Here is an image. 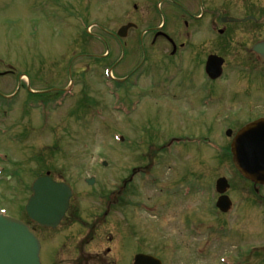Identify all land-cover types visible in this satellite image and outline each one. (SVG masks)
<instances>
[{"label":"rangeland","instance_id":"374dc122","mask_svg":"<svg viewBox=\"0 0 264 264\" xmlns=\"http://www.w3.org/2000/svg\"><path fill=\"white\" fill-rule=\"evenodd\" d=\"M44 1L49 3V17L57 14L60 20L73 13L79 23L68 18L66 25H60L44 18L45 12L39 8ZM93 2L0 0V73L13 72L0 78V96L17 90L20 75L26 78L22 79V89L28 80L32 89L67 88V67L70 60L80 54L74 50L85 52L80 40L78 47H72L71 35L75 32L71 29L76 28L81 34L86 24L96 22L100 29L116 32L128 21L125 15L128 0H96L97 6ZM258 2L260 14L264 16L261 9L264 0ZM63 5L73 11L81 7L90 12L98 9V15H92L97 19L83 17L70 8L65 14L61 10ZM147 21L150 23V19ZM152 22L158 24L159 17ZM100 34L113 52L110 61L90 68L86 64L88 60H76L71 68L72 76L82 68H85L84 75L79 73L75 77L74 92L66 95L61 106L53 103L51 116L50 110L45 111L50 116L47 122L34 110L41 97L21 90L8 108L6 118L2 116L7 110L0 101V209L22 220V208L30 194L28 186L45 172H50L55 180L70 183L74 197L69 218L57 230H35L41 242V264H73L77 256L75 248L80 256L81 252L87 256V251H106L112 231L111 218L104 217L108 201L123 189L124 179L136 170L138 175L143 172L145 179L136 176L133 188L129 184L122 191L132 192L134 202L146 205L151 212L145 208L143 211L132 209L130 228L119 218L118 226L122 230L126 228L130 239L124 247L125 255L117 256L116 264H130L127 251L133 255L141 251L161 257L164 264H264V202L254 196L252 184L239 176L230 159L224 158L220 147L224 145L222 136L212 134L219 149H207L185 140L169 144L174 137L203 138L198 136L202 133L197 123L199 119H181L163 111L164 103H158V98L149 93L129 92L126 85L109 84L104 71L118 60L120 48L111 43L106 34ZM83 39L90 49L91 40L85 34ZM93 49V54H105L101 40ZM124 63L125 60L122 65ZM43 71L46 74L41 76ZM114 72L123 76L119 69ZM81 74L83 76L79 77ZM81 95L87 99V109H94L93 114L86 115L85 111L82 114L81 110L73 108ZM27 96L31 98L29 108L23 107ZM263 101L261 98V104ZM186 127L190 130H184ZM189 132L194 136H189ZM119 137L124 139L122 143ZM192 145L194 147H190ZM104 161L105 167L101 166ZM92 177L95 183L89 187L85 180ZM220 177L227 179L230 188L226 194L236 202V208L227 216L220 214L214 203L217 197L214 184ZM187 185L190 186L186 190ZM10 187L19 194L12 193ZM259 194L264 196V188L259 189ZM76 211L82 215V221H96L90 223L100 225L95 228L98 229L95 239L87 247L82 243L88 237L76 241L80 234L85 235V229H80L79 223L71 225ZM118 247L116 244L114 249L119 254L122 248Z\"/></svg>","mask_w":264,"mask_h":264},{"label":"flooded vegetation","instance_id":"af4514ba","mask_svg":"<svg viewBox=\"0 0 264 264\" xmlns=\"http://www.w3.org/2000/svg\"><path fill=\"white\" fill-rule=\"evenodd\" d=\"M43 4V17L49 20L51 14L46 12L47 4ZM92 13L97 16L98 9ZM125 15L128 20L125 24L133 26L124 39L102 30L111 43L123 51L114 62V68L117 66L123 76L113 77V84L124 80L127 91L140 90L143 95L146 92L158 98V103H164L163 111L181 119H199L197 123L202 133L198 136L203 138L172 139L219 146L212 137L215 132L222 136L224 145L220 147L229 149L240 129L264 118V101L260 102L264 99V64L252 51L256 43L264 40V16L260 14L258 0H128ZM158 17L159 23L154 24L153 19ZM230 18L250 19L246 23H233L228 21ZM141 25L146 27L141 28ZM91 28L94 30L90 33L93 49L101 35L97 25ZM72 31L75 32L72 39L79 40L78 30ZM112 54L109 51L107 57ZM92 57L97 59L99 55ZM124 58L125 63L120 66ZM93 64L98 66L95 61ZM48 90H32L29 95L42 96L40 101L45 107L52 104L53 94L57 96L62 88L53 94ZM189 136L194 133L189 132ZM132 181L133 178L129 179L124 188ZM118 195L108 201L107 215L111 218L112 231L106 251H87V256L81 252L78 257L75 248L77 256L73 264H115V257L119 260L117 256L125 255L128 234L118 224L120 217L126 221L132 207L123 204ZM82 228L85 235L80 234L76 240L88 236L86 242L90 245L97 231L90 223L89 227ZM116 244L122 248L119 254L114 249ZM127 256L130 260V251Z\"/></svg>","mask_w":264,"mask_h":264},{"label":"water","instance_id":"95a60500","mask_svg":"<svg viewBox=\"0 0 264 264\" xmlns=\"http://www.w3.org/2000/svg\"><path fill=\"white\" fill-rule=\"evenodd\" d=\"M236 22L238 20H231ZM130 26L121 28L117 35L124 37ZM253 51L264 63V42L254 46ZM232 163L236 170L254 185L264 186V120H260L240 131L231 147ZM104 166L106 163L103 164ZM94 180H88L92 185ZM225 179L216 182V190L222 195L228 189ZM30 190L25 213L27 218L41 227L56 228L69 207L72 191L68 184L57 183L47 174L36 179ZM217 208L226 213L231 203L225 196L216 202ZM32 230L22 222L0 215V264H40V245ZM133 264H161L147 255H137Z\"/></svg>","mask_w":264,"mask_h":264}]
</instances>
